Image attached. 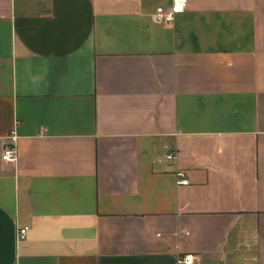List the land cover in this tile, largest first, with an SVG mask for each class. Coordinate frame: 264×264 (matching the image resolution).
I'll return each instance as SVG.
<instances>
[{
	"label": "crops",
	"instance_id": "crops-1",
	"mask_svg": "<svg viewBox=\"0 0 264 264\" xmlns=\"http://www.w3.org/2000/svg\"><path fill=\"white\" fill-rule=\"evenodd\" d=\"M170 4L0 0V264H264V0Z\"/></svg>",
	"mask_w": 264,
	"mask_h": 264
},
{
	"label": "built area",
	"instance_id": "built-area-1",
	"mask_svg": "<svg viewBox=\"0 0 264 264\" xmlns=\"http://www.w3.org/2000/svg\"><path fill=\"white\" fill-rule=\"evenodd\" d=\"M188 0H171V4L169 6H159L156 9V19L160 22L164 23H174L176 16L187 8ZM18 151L17 147L14 143L7 144L4 147L2 153V159L6 163H14L17 161ZM165 159L168 161H173L176 159V152H169L166 154ZM176 177L178 179V183L182 185H187L189 180L186 177V174L182 170H177ZM29 231V227H18L16 229V237L18 241H22L26 238ZM197 256L194 254H185L180 256L178 262L180 264H192L196 261Z\"/></svg>",
	"mask_w": 264,
	"mask_h": 264
}]
</instances>
